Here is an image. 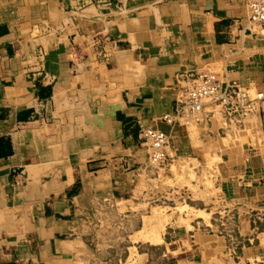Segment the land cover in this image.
I'll use <instances>...</instances> for the list:
<instances>
[{
	"label": "crops",
	"instance_id": "crops-1",
	"mask_svg": "<svg viewBox=\"0 0 264 264\" xmlns=\"http://www.w3.org/2000/svg\"><path fill=\"white\" fill-rule=\"evenodd\" d=\"M250 1L0 0V264H150L153 246L163 264H264V114L163 120L189 73L264 93ZM148 127L169 134L167 161L217 159L221 198L155 242L131 238L170 190Z\"/></svg>",
	"mask_w": 264,
	"mask_h": 264
},
{
	"label": "rangeland",
	"instance_id": "rangeland-1",
	"mask_svg": "<svg viewBox=\"0 0 264 264\" xmlns=\"http://www.w3.org/2000/svg\"><path fill=\"white\" fill-rule=\"evenodd\" d=\"M252 94L255 93L253 92ZM234 129V140L241 141L243 137L240 136V128L234 126ZM249 134V137L254 136L253 131H250ZM163 164H165L164 169H168L170 173L169 193L164 198L154 197L151 200L148 204L150 207L147 210L144 209V213L150 214V216L144 217L143 224L140 221L132 223L131 226L136 227V232L131 236L133 240H136L137 236H141L142 234L144 236L143 232L145 230V234L148 233L150 228L152 230L155 228L161 230L167 223L184 224L190 220L203 218L209 220L212 215L210 211L215 210V208H211L210 196H215L214 202L216 201V203H220L221 201L220 196L215 192L217 159H210L208 157L206 161L201 160L197 162L191 158H180L173 161L165 160L162 164L154 165L161 167ZM129 227L124 228V231H129ZM141 227L143 228L141 229ZM139 229L141 231L138 232ZM122 252L124 255V249ZM150 252L154 256L150 264H163L159 258V254L161 253L160 247L153 246L150 248Z\"/></svg>",
	"mask_w": 264,
	"mask_h": 264
},
{
	"label": "built area",
	"instance_id": "built-area-1",
	"mask_svg": "<svg viewBox=\"0 0 264 264\" xmlns=\"http://www.w3.org/2000/svg\"><path fill=\"white\" fill-rule=\"evenodd\" d=\"M250 19L257 24H264V0L249 2ZM184 80L192 82V86L184 91L171 114L163 116V120L175 125L186 121L197 114L206 104L219 108L229 120L241 122L255 113L264 114V93L251 95L249 90L238 82H222L214 73H189ZM142 143L150 149L152 164H162L167 159L166 147L169 144V134L160 128H143ZM254 219V223L262 221Z\"/></svg>",
	"mask_w": 264,
	"mask_h": 264
},
{
	"label": "bare ground",
	"instance_id": "bare-ground-1",
	"mask_svg": "<svg viewBox=\"0 0 264 264\" xmlns=\"http://www.w3.org/2000/svg\"><path fill=\"white\" fill-rule=\"evenodd\" d=\"M243 133V132H242ZM192 208V207H191ZM164 209V208H163ZM165 210V209H164ZM158 212V211H157ZM197 212V211H196ZM203 212V211H202ZM154 217H156V216H154ZM160 221V220H159ZM153 222V221H152ZM151 226V225H150ZM154 226V225H153ZM149 227V226H148ZM162 229V228H161ZM163 229H164V227H163ZM144 237L146 238V239H150L151 241H153V242H155V241H159V240H161V235H160V230L158 229V228H155V229H149V231H148V233L147 234H145L144 233ZM143 238V237H142ZM152 242V243H153Z\"/></svg>",
	"mask_w": 264,
	"mask_h": 264
}]
</instances>
